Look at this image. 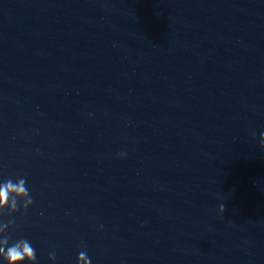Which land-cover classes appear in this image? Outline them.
Returning a JSON list of instances; mask_svg holds the SVG:
<instances>
[{"label": "clouds", "instance_id": "obj_1", "mask_svg": "<svg viewBox=\"0 0 264 264\" xmlns=\"http://www.w3.org/2000/svg\"><path fill=\"white\" fill-rule=\"evenodd\" d=\"M261 148H264V133L260 134ZM124 154H121L123 157ZM22 202V203H21ZM33 204L25 178L13 181L11 178L0 183V217H12L18 211L27 212ZM225 206L221 205L219 211L223 213ZM9 229H15V220L8 219L0 222V258L4 264H36V250L26 238H20L10 243L11 233ZM49 260H56V253H49ZM78 264H91L85 252L78 255Z\"/></svg>", "mask_w": 264, "mask_h": 264}]
</instances>
